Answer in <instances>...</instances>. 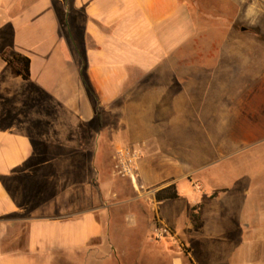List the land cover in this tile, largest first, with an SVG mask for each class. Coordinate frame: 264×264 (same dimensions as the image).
I'll use <instances>...</instances> for the list:
<instances>
[{
	"label": "crops",
	"instance_id": "0c3cea01",
	"mask_svg": "<svg viewBox=\"0 0 264 264\" xmlns=\"http://www.w3.org/2000/svg\"><path fill=\"white\" fill-rule=\"evenodd\" d=\"M194 18L187 0H0V264H107L118 251L110 228L140 221L111 207L157 209L173 226L176 215L183 220L170 213L169 221L161 209L172 200L145 191L190 180L192 153L178 163L164 148L182 134L212 132L214 154L195 159L215 164L231 156L217 145L224 133L234 148L240 132L264 131V89L242 99L260 79H236L231 92L226 79L198 85L182 70ZM6 50L30 60V80L3 60ZM256 100L262 119L254 121L244 110L255 112ZM100 111L118 126L101 129ZM121 146L141 150L144 189L129 179L135 191L115 188L114 174L99 167L106 149Z\"/></svg>",
	"mask_w": 264,
	"mask_h": 264
},
{
	"label": "rangeland",
	"instance_id": "374dc122",
	"mask_svg": "<svg viewBox=\"0 0 264 264\" xmlns=\"http://www.w3.org/2000/svg\"><path fill=\"white\" fill-rule=\"evenodd\" d=\"M187 1L193 16L198 18L192 22V41L181 53V66H187L182 70H191V78L200 79L198 85L201 79H213V84L218 82L216 79H226L224 86L228 83L231 92L236 79H260L250 93L244 91L242 96L243 100L258 99L264 89V0ZM164 81L168 85V80ZM185 82L179 81L177 90L181 85L185 87ZM201 95L198 93L199 99ZM254 105L255 112L250 114L247 108L244 111L254 121L261 120L262 102L256 100ZM215 113L216 110L211 118H206L209 128L217 119ZM166 130L161 127V138L167 136ZM230 134L224 133L217 145L231 156L215 164L195 159L202 154H214L208 148L214 138L212 132L182 134L175 147L164 148L165 152L170 149L169 154L178 153L174 158L178 163L189 160L188 154L192 153L193 181L178 179V199L167 201L161 209L169 221L173 220L170 213L179 214L183 220H177L176 215L178 226H173L160 221L157 209L148 214L137 204L111 207L113 214L128 210L140 221L135 228L116 224L110 228L118 251L107 264H264V131L240 132L241 144L234 148L229 147ZM187 143L191 146L187 147ZM115 153L116 147L106 149L99 167L114 174L113 187L135 191L127 179L116 173ZM176 166L173 170L180 175L182 166ZM156 189L145 191L153 190L156 194ZM161 225L169 234H158ZM60 264L72 262L65 258Z\"/></svg>",
	"mask_w": 264,
	"mask_h": 264
},
{
	"label": "trees",
	"instance_id": "16d2710c",
	"mask_svg": "<svg viewBox=\"0 0 264 264\" xmlns=\"http://www.w3.org/2000/svg\"><path fill=\"white\" fill-rule=\"evenodd\" d=\"M2 58L17 75L22 76L24 80H30V60L27 57L20 54L11 55L10 51L6 50L2 54ZM98 116L101 129H105L106 127L116 128L118 126V122L104 111H100ZM178 197L179 194L175 183L160 188L155 194L157 201L175 200ZM194 217L197 216L194 215Z\"/></svg>",
	"mask_w": 264,
	"mask_h": 264
},
{
	"label": "built area",
	"instance_id": "2783aa9c",
	"mask_svg": "<svg viewBox=\"0 0 264 264\" xmlns=\"http://www.w3.org/2000/svg\"><path fill=\"white\" fill-rule=\"evenodd\" d=\"M142 157V152L134 147H119L115 153L116 173L123 178L129 179L131 183L138 188L144 189L138 185V162ZM138 185V186H137ZM158 234H169V231L164 226L157 228Z\"/></svg>",
	"mask_w": 264,
	"mask_h": 264
}]
</instances>
